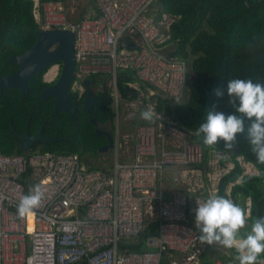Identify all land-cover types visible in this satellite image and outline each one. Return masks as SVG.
I'll return each mask as SVG.
<instances>
[{"label": "built area", "instance_id": "1", "mask_svg": "<svg viewBox=\"0 0 264 264\" xmlns=\"http://www.w3.org/2000/svg\"><path fill=\"white\" fill-rule=\"evenodd\" d=\"M98 13L70 21L60 1L33 0V16L44 28L74 32L75 70L71 89L82 94L88 74L109 75L113 109L122 101L116 72L130 69L146 91L130 101L134 112L142 98L160 94L179 102L188 79L187 61L165 52L170 24L176 16L154 14L157 0H94ZM134 45L131 46L130 44ZM53 82L59 63H53ZM138 89V82H127ZM148 105L158 119L136 125L131 134L114 132V161L108 169L92 168L77 153L30 150L0 153V264H161L162 252L178 253L183 264H201L199 231L190 224L188 192L216 193L220 178L233 162L228 154L203 149L190 140L191 131ZM147 108V109H148ZM117 128V123L115 124ZM131 141L130 159H124ZM240 165L247 164L241 156ZM181 166L185 189L166 193L163 172ZM238 181V180H236ZM39 184L44 198L38 208L21 216L17 205ZM232 184V183H231ZM250 208L249 198L245 212ZM156 216L158 234L149 239L153 250L133 251L121 244ZM177 264V262H171ZM210 264H224L215 260Z\"/></svg>", "mask_w": 264, "mask_h": 264}, {"label": "trees", "instance_id": "2", "mask_svg": "<svg viewBox=\"0 0 264 264\" xmlns=\"http://www.w3.org/2000/svg\"><path fill=\"white\" fill-rule=\"evenodd\" d=\"M154 7L156 17L162 12L176 16L169 27L170 37L166 45L170 47L168 50L165 48V52L170 57L185 59L188 66L184 90L186 99L173 102L166 96L156 94L152 97L154 108L191 131L190 140L201 145V165H205L212 149L222 150L223 141L207 147L202 143V137L195 136V130L204 121L207 109L214 104L218 110L232 111L227 104V95L218 98L214 90L220 88L226 92L227 80L232 78L252 79L264 84V0H157ZM32 9L33 0H0V76L8 75L17 68L10 56L22 54L36 40L38 23ZM83 17L86 16H80ZM48 68L28 79V91L23 96L16 87L0 91V153H24L19 149L18 139L11 128L23 133L28 124L30 134H35L42 126L43 135L55 138L35 141L31 148L33 151L77 153L81 158L85 154L98 156L97 149L107 143V138L95 133L91 119L108 122L114 129L115 112L108 85L109 75L92 73L86 76L90 87L97 93V99L89 110L82 109L86 90L79 95L71 89L70 83L69 103L75 109L71 116L64 111L52 113L55 98H42L39 95L44 87L52 83L42 78ZM127 82H138V89L128 86ZM116 86L123 102L134 100L141 91H146V84L139 82L130 69L116 72ZM147 122L141 120L139 123ZM133 123H136V119ZM237 140V152L232 151L229 157L221 159L231 160L233 167L220 178L216 193L237 204L239 198H249L251 218L244 231L250 228L255 218L264 216V175L243 173L237 157L241 156L262 173L264 165L256 162L245 135H238ZM241 177L244 183H241ZM230 183L229 192L226 193ZM157 234L158 220L156 216L149 217L139 234L126 239L121 247L133 251L153 250L149 239ZM225 250L228 254L213 245H205L199 253V261L210 264L217 258L224 264H234L235 250ZM171 256L169 251L162 252L161 264H171ZM260 260H263L260 264H264V255Z\"/></svg>", "mask_w": 264, "mask_h": 264}, {"label": "clouds", "instance_id": "3", "mask_svg": "<svg viewBox=\"0 0 264 264\" xmlns=\"http://www.w3.org/2000/svg\"><path fill=\"white\" fill-rule=\"evenodd\" d=\"M214 94L218 98L226 94L232 111L218 110L214 104L207 109L195 136L202 137V143L207 147L223 141L222 151H218L223 155L233 151L238 135H245L256 162L264 165V84L252 79L232 78L227 80L226 92L217 88ZM140 117L145 121L159 118L151 108L142 110ZM255 175L264 173L257 170ZM244 182L241 177V183ZM43 198L41 186L34 185L29 194L20 199L17 205L19 214L23 216L38 208ZM196 204L194 225L199 230L198 239L202 244L234 249V264H260L264 255V216L255 218L250 228L242 231L251 218L250 213L232 199L213 193Z\"/></svg>", "mask_w": 264, "mask_h": 264}, {"label": "water", "instance_id": "4", "mask_svg": "<svg viewBox=\"0 0 264 264\" xmlns=\"http://www.w3.org/2000/svg\"><path fill=\"white\" fill-rule=\"evenodd\" d=\"M36 40L22 54H12L10 59L17 64V68L10 74L0 76V91L7 87H16L21 91V95H25L28 91V79L38 72H42L51 64L58 62L59 73L56 79L48 86L44 87L40 92V97H54L55 104L51 112L56 113L64 111L73 116L75 109L69 103V85L72 82L75 70L74 59V32L70 29L60 28H44L37 25L35 29ZM131 46L134 44L131 43ZM83 84L86 95L82 103L83 110H89L97 99V93L89 85V79L85 78ZM95 126L97 135H104L107 143L97 149V153H101L111 149L114 145V130L108 122H98L91 119ZM12 133L18 139L19 149L22 152L31 150L32 145L37 140H54L42 134V126L35 134H30L28 124H26L23 133L17 132L11 128ZM238 150V144L233 148V153Z\"/></svg>", "mask_w": 264, "mask_h": 264}, {"label": "rangeland", "instance_id": "5", "mask_svg": "<svg viewBox=\"0 0 264 264\" xmlns=\"http://www.w3.org/2000/svg\"><path fill=\"white\" fill-rule=\"evenodd\" d=\"M61 5L63 7V10L65 11L66 15L68 16L70 21H75L80 18V16H86V15H93L97 10L96 4L94 0H60ZM172 46V45H171ZM170 45L166 47V50H168ZM51 67V66H50ZM48 70L45 71L47 73ZM45 73L43 74L42 78L44 79ZM45 76V77H44ZM147 87V86H146ZM93 89V88H92ZM94 90V89H93ZM187 97V94L184 92L182 95L181 100H185ZM180 100V101H181ZM152 101V98L144 97L142 98V102L138 104L137 109L132 112L131 110H126L127 107H125V103L121 102L119 104V112L114 115V129L117 131L116 133L118 135L120 134H131L134 132V129L136 125L141 124L139 123L141 120L140 112L142 110H145L148 108V105ZM136 119V123H133V120ZM117 123L118 127H115V124ZM115 134V132H114ZM131 141L128 142V149L124 155V159L129 160L130 153L132 151L131 147ZM82 161L87 163L89 166H98V168L102 169H108L112 162L114 161V150L113 147L107 151L98 153V156L92 155V154H85L82 156ZM251 167L250 165L248 166ZM194 225V222L193 224ZM195 226V225H194ZM206 244H200L201 248H204ZM214 248H220L224 249V247L213 244ZM171 256L174 258L177 262V264H183L182 256L178 253H172ZM214 257V256H212Z\"/></svg>", "mask_w": 264, "mask_h": 264}, {"label": "crops", "instance_id": "6", "mask_svg": "<svg viewBox=\"0 0 264 264\" xmlns=\"http://www.w3.org/2000/svg\"><path fill=\"white\" fill-rule=\"evenodd\" d=\"M95 14H96V12L93 15H95ZM93 15L89 14V15H86V16H93ZM224 161H230V160L228 159V160H224ZM244 162L246 164H249L251 167L249 168L248 166H246L245 168H243L244 169L243 173L255 174L257 169L250 162H246V161H244ZM182 169H183V167H181V166H167V167H165L164 172H163V181H164L165 186H166V193L167 194H169V192L171 190H174V189H178V188L185 189L184 188V184L181 182ZM230 186H231V183L227 186L226 193L229 192ZM207 197L208 196H207V194L205 192L202 193V194L201 193L188 192L189 204L192 205V206H194V204L197 201V199H200V198L206 199ZM247 199L248 198H246L244 200H242L241 198L238 199L239 200L238 204L244 210L246 208ZM194 216H195V213H190V222H191V224H193V222H194ZM225 249H227V248H224V249H221V250H223V252L228 254L227 250H225ZM215 260H219V259L216 258ZM171 262H176V260L174 258H172ZM260 262L263 263V260H260Z\"/></svg>", "mask_w": 264, "mask_h": 264}, {"label": "bare ground", "instance_id": "7", "mask_svg": "<svg viewBox=\"0 0 264 264\" xmlns=\"http://www.w3.org/2000/svg\"><path fill=\"white\" fill-rule=\"evenodd\" d=\"M52 73V69L48 70L47 73H45V76H50V74ZM247 166H249V164H247Z\"/></svg>", "mask_w": 264, "mask_h": 264}]
</instances>
